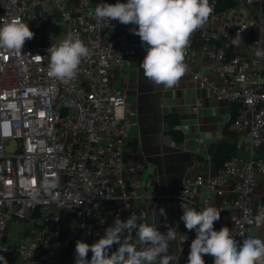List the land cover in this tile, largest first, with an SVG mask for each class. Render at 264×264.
<instances>
[{"label": "built area", "instance_id": "2783aa9c", "mask_svg": "<svg viewBox=\"0 0 264 264\" xmlns=\"http://www.w3.org/2000/svg\"><path fill=\"white\" fill-rule=\"evenodd\" d=\"M236 1L237 6L252 2ZM117 2L0 0V21L20 19L34 32L21 53L0 49V255L44 264L54 249L69 247L75 260L76 242L88 243L91 231L82 223L74 237L65 235L63 211L104 212L94 224L100 234L106 215L121 217L140 197L144 180L137 173L141 164L131 167L130 176L124 173L125 143L136 123V111L112 79L117 69L127 67L142 51V44L130 31L133 24L98 21L94 16L99 4ZM209 3L213 12L191 35L184 63L191 67L196 55L193 36L204 34L209 41L199 52L202 64L218 80L200 71L196 80L201 88L209 87L217 98L233 104L230 129L236 135L235 153L212 174L186 176L178 198L198 201L203 210L216 194L221 198L219 230L228 227L233 239L242 244L246 238H256L253 228L259 227L264 240V221L257 224L255 220L258 213H264V154L259 153L264 141V58L255 55L258 40L264 49V28L257 39L249 40L254 26L251 18L233 21L231 9L217 10L214 0ZM53 5L55 13L50 12ZM58 24L65 26L67 35L78 34L90 49L69 81L49 75L48 48L59 42L47 28ZM237 151L251 156L245 160ZM45 182H55V200L45 190ZM199 186L205 187L202 194L196 191ZM229 191L233 197L227 195ZM151 195L159 197V191ZM12 219L33 227L17 244L7 246L3 238ZM192 240V234L185 233L180 250L189 249Z\"/></svg>", "mask_w": 264, "mask_h": 264}, {"label": "crops", "instance_id": "0c3cea01", "mask_svg": "<svg viewBox=\"0 0 264 264\" xmlns=\"http://www.w3.org/2000/svg\"><path fill=\"white\" fill-rule=\"evenodd\" d=\"M213 1V0H209ZM126 3L127 0H118ZM55 3V2H53ZM230 19L238 22L242 18H251L254 22L249 40H255L261 32L264 23V0H252L251 3L235 6L231 9ZM50 12L55 13L54 5ZM138 26L133 25V28ZM134 38L141 43L140 37L133 34ZM209 41L204 34L196 33L193 36V49L196 52L195 60L191 67L187 68L185 75L179 82L171 87L157 86L149 82L143 75L140 67L145 55V47L142 51L123 68L117 69L112 79V85L127 93L130 106L136 111V123L131 127L124 149V173L130 176L133 171L131 167L137 163L141 168L137 175L144 180L140 187V197L131 202L124 210L121 220L127 219L132 213L141 216L139 222L154 223L159 231L166 233L167 226L176 229V240L169 245V254L176 257L172 264H187L189 249L180 250V240L185 233H191L193 240L196 232L186 229L180 217L183 215L182 206L195 208L201 211L198 201L181 202L178 193L186 176L197 173L212 174L222 164L224 157L218 154L217 147L225 143H235V133H228L230 122L234 114L233 104L217 98L209 88H201L196 80V72L210 74L215 81L216 74L210 73L208 65L202 64L200 51ZM142 44V43H141ZM245 51V48H242ZM201 105L197 106L198 99ZM173 129L182 134L180 140L173 137ZM264 154V141L259 150ZM243 159H249L251 154L247 151H237ZM159 191V197H153L152 191ZM199 194L205 192L204 186L196 188ZM262 194L261 184L256 190V198L259 200ZM233 197L232 191L227 192ZM221 198L212 194L210 206L218 208ZM163 208L166 217L160 215ZM66 218L63 233L74 237L80 224L89 225L91 234L88 244L96 242L105 233V229L112 226L114 215H106V225L99 234L95 227V220L104 212L97 211L91 215H77L71 210L63 211ZM27 226V227H26ZM30 226L23 221H10L9 229L3 238L7 246L17 244L22 236L29 232ZM214 230L219 231L218 221L214 222ZM256 238L263 240V230L259 227L253 228ZM135 233H133V237ZM91 252L88 256L91 258ZM4 256L8 264H26L18 256ZM62 249H54L53 254L44 264H61ZM204 261L214 263L211 255H204ZM159 264V261H157Z\"/></svg>", "mask_w": 264, "mask_h": 264}, {"label": "clouds", "instance_id": "9594fccd", "mask_svg": "<svg viewBox=\"0 0 264 264\" xmlns=\"http://www.w3.org/2000/svg\"><path fill=\"white\" fill-rule=\"evenodd\" d=\"M213 12L209 0H127L126 3L99 4L94 10L98 21L118 20L133 24V34L140 37L146 55L140 64L144 77L157 86L171 88L185 75V49L191 35L201 28ZM0 49L21 53L26 41L34 37L28 24L20 19L0 21ZM255 55L264 58V49L256 42ZM90 49L79 35L69 33L58 45L48 48L49 75L62 81L75 78L78 66L89 55ZM55 182H45V190L52 197ZM180 220L189 231L196 232L192 240L187 264H205L204 255H211L214 264H264V240L251 237L237 243L228 227L214 230L220 210L208 206L201 211L182 206ZM160 215L166 217L163 208ZM142 217L132 213L121 220L117 215L112 226L96 242L78 240L75 244V264H172L169 254L171 241L176 240V229L170 226L162 233L154 223L139 222ZM257 224L264 221V213L255 217ZM133 233L135 236L133 237ZM186 239V237L184 238ZM113 245H118L112 250ZM91 252V259L88 254ZM0 264H8L0 255Z\"/></svg>", "mask_w": 264, "mask_h": 264}, {"label": "trees", "instance_id": "16d2710c", "mask_svg": "<svg viewBox=\"0 0 264 264\" xmlns=\"http://www.w3.org/2000/svg\"><path fill=\"white\" fill-rule=\"evenodd\" d=\"M216 4L217 10H225L232 9L237 5L236 0H214ZM173 137L176 140H180L182 138V134L178 133L176 129H173ZM228 133H234L233 130L229 129ZM218 154L223 155L224 159L221 163H223L226 159L230 158L235 153V143H225L221 144L217 147ZM118 245H113L112 250H115ZM61 264H75L74 258L70 255V248L64 247L62 248V256L60 258ZM205 264H214L210 261H205Z\"/></svg>", "mask_w": 264, "mask_h": 264}, {"label": "rangeland", "instance_id": "374dc122", "mask_svg": "<svg viewBox=\"0 0 264 264\" xmlns=\"http://www.w3.org/2000/svg\"><path fill=\"white\" fill-rule=\"evenodd\" d=\"M47 32L49 34H51V36L53 37V39L55 41L59 42V43L62 42L66 38V36H67V34H66V28H65V26L63 24H58L56 26H49L47 28ZM12 147L13 146H10V147H8V149L9 148H12Z\"/></svg>", "mask_w": 264, "mask_h": 264}]
</instances>
